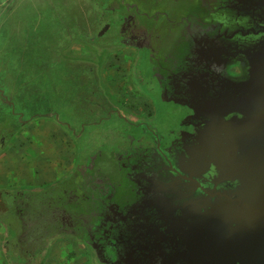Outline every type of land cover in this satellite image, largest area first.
I'll return each instance as SVG.
<instances>
[{
  "label": "water",
  "instance_id": "1",
  "mask_svg": "<svg viewBox=\"0 0 264 264\" xmlns=\"http://www.w3.org/2000/svg\"><path fill=\"white\" fill-rule=\"evenodd\" d=\"M146 23L137 39L162 100L191 112L180 125L191 131L164 150L170 168L138 176L133 204L103 215L119 232L104 263L264 264V0H178ZM37 226L15 228L6 250L26 256L69 236Z\"/></svg>",
  "mask_w": 264,
  "mask_h": 264
},
{
  "label": "flooded vegetation",
  "instance_id": "2",
  "mask_svg": "<svg viewBox=\"0 0 264 264\" xmlns=\"http://www.w3.org/2000/svg\"><path fill=\"white\" fill-rule=\"evenodd\" d=\"M11 1L13 2L0 0V18L1 23L4 22L0 57L1 53L3 57H10L8 62L15 58V51L22 53L16 49L21 38L17 32L11 37L3 36L9 35L8 29L12 28L6 22L7 18L10 19L12 7L8 4ZM177 1L142 0L144 5L129 4L126 10L127 5L121 7L116 1L106 0L104 4L99 3L104 5L101 12L93 11L92 6L85 3L78 9V13H74L72 26L68 24V19L59 18L57 25L65 33L64 39L50 35L46 36L47 40L40 42V49L36 51L43 52L48 58L41 64L37 63L38 60L32 61V66H29L33 67L30 76L41 81L43 78L40 79L37 75L40 76L42 71L47 72L44 74L53 83L52 93H56L64 101L63 110H72L74 114L68 116L63 112L57 116L49 112L33 118H46L63 128L59 130L63 144L66 148V142L75 146V149H71L73 152L70 157L74 166L69 173L72 172V176L54 189L36 188L27 193L14 189V192L7 190L0 194V224L8 232L5 246L17 236L15 228L23 230L44 225L51 231L67 233L68 239L83 246L93 264H105L111 258L109 247L114 244L119 232L113 225L101 223L103 215L108 212L117 215L135 202L139 195L138 176L147 171L170 168L169 158L164 150L177 139V133L169 132L170 135L165 140V137L152 131L150 125L140 117L144 115L143 119H151L155 116L154 102H163V89L153 76L151 47L138 42L137 37L147 26L148 16L152 19L158 9L176 6ZM94 4L98 8L99 5ZM13 43L16 45H12ZM10 46H13L12 52H8ZM29 53H33V50L30 49ZM4 63L5 60H0L5 72L4 74L0 70V85L5 84L2 102L5 107H10L12 99L17 96L15 89L20 85L15 77L16 71L13 70V74L9 70L7 72ZM25 84L26 81L22 80V88ZM143 85L147 86L145 92L141 88ZM70 97L80 100L81 110L72 104ZM83 104H87L89 108H84ZM176 107L180 109V123L191 115L188 109ZM82 111H87V114L79 118L77 115ZM61 116H64V121ZM12 118L16 119L18 126L22 125L21 121H17L20 115ZM8 120L9 117L0 127V132L5 131L0 139V149L12 146L6 144V134L11 133L7 126ZM88 126L92 129L87 134L85 129ZM190 131L191 127L180 126L178 132ZM84 133L87 139H84ZM149 156L151 162H144L143 159ZM108 172L113 175V180L105 189L106 185L101 178ZM171 175L174 174L171 172ZM22 242L26 243L27 239ZM46 250L44 248L34 254L15 256L17 259L23 257V264H42Z\"/></svg>",
  "mask_w": 264,
  "mask_h": 264
},
{
  "label": "rangeland",
  "instance_id": "3",
  "mask_svg": "<svg viewBox=\"0 0 264 264\" xmlns=\"http://www.w3.org/2000/svg\"><path fill=\"white\" fill-rule=\"evenodd\" d=\"M94 2L99 5V3L104 4L106 0H40V2H34L32 0H13L12 3L8 4L10 8L12 7L14 9H10V19H6V22L8 21L9 26H12V28L8 29L9 35L3 34V36L11 37L15 35L14 32H17V35H20L21 38L18 42L19 46H17L16 49L22 53H17L15 51L16 56L15 58H12L10 62H8L10 57L5 55L3 57V53H1L0 60L1 62L2 60H5L4 64L6 65L4 67L7 72L9 70L10 73L13 74L14 71H16L15 77L20 87H16L15 89L17 96L16 99H12L13 103L10 100L13 105L10 104V107H3L4 109L0 113V126H2L5 123L6 118L9 117L8 121L10 125L7 124V126H9L8 128L12 134H6V144L14 145L20 143L24 148V150H21L20 152L23 153L25 158L29 157V147L35 146L36 148H39L40 164H42V181L39 185L37 184L38 179H35L36 181H33L31 184H25L20 181L19 179L25 176L23 173H19V176L15 173L13 176L7 177L8 180L3 181V185L7 186L8 190H11V192H14V189H17V191L21 193L31 192L33 189L31 187L33 186H37V189L39 190H51L60 185L62 181L66 179L68 180L69 177L72 176V172L71 174L69 173L71 167L74 165L70 157L73 152L71 149H75V146L66 142V148V145L63 144L64 140L61 139V133L59 132L61 128L53 124L52 121L46 118H33L35 115L49 112L60 116L63 112H66L63 110L65 108V105L63 104L64 101L61 97L56 96V93H52L53 83H51L49 78L45 77L47 72L42 71L40 76L37 75L39 78H43V80L40 78L41 81H39L37 78L33 79L32 76H30L33 67L29 68V66L32 64V61L35 62L38 60L37 63L41 64L43 60L48 58L43 52L37 53L36 51L40 49L38 47L41 45L40 42L47 40L46 36L54 35L55 38H65V33L61 32L62 29H58L57 24H59V18L68 19V24L72 26L73 23L71 21L74 17V13H78V9L82 7V4H90L95 12L102 11L101 9L104 5H99L97 8ZM3 23H1L0 18V48L2 47L1 42L3 43V40L1 41ZM45 25H47V27ZM12 45H16V43H13ZM10 47L11 48L8 52L13 51V46ZM30 49L33 50V53H29ZM11 54L13 55L14 53ZM45 62L46 60L43 63ZM0 70L5 74L1 65ZM22 80L26 81L23 88L21 85ZM27 87L28 89H26ZM141 88L145 92L147 86L143 85ZM35 90L39 92H35ZM86 96L88 95H85V97ZM70 100L77 109L81 110L80 100L78 98L70 97ZM154 103V110L156 111L155 116L151 119H143L144 115H140L141 120L148 123L152 131H155L160 137H165V140H167V136L170 135L169 132L178 134L181 125L180 120L182 118L180 115V109L173 104L164 103L162 101H155ZM83 106L84 108H89L87 104H83ZM66 114L71 116L74 113L70 110V112L67 111ZM66 114L64 116H66L65 118L68 121ZM86 114L87 111H82V113H79L77 116L83 118ZM17 115H20L19 120H17L21 121L22 125L20 126L15 122L16 119L12 118V116H15L16 118ZM64 116H61L63 121L65 120ZM91 129L92 127L88 126L85 129V132L88 134L91 132ZM4 134L5 131L2 130L0 132V139ZM14 135L15 138H12ZM83 137L84 139H87L85 133ZM17 148L20 149V146H17ZM27 154L28 156H26ZM32 155L33 159L36 158V156L30 152L31 158ZM31 172L32 170L30 173ZM4 233L5 231L1 228L0 234L2 235V238ZM65 242L66 243H62V239L60 240V238L56 242L57 244H61V249H63L62 255L56 258L57 264H93L92 261H89L86 250L82 245H79L73 240H65ZM8 253L12 256L13 252L11 251ZM8 253H3L0 245V264H5L1 254ZM12 259L13 258L11 257V260Z\"/></svg>",
  "mask_w": 264,
  "mask_h": 264
},
{
  "label": "crops",
  "instance_id": "4",
  "mask_svg": "<svg viewBox=\"0 0 264 264\" xmlns=\"http://www.w3.org/2000/svg\"><path fill=\"white\" fill-rule=\"evenodd\" d=\"M3 86H5V84L1 83L0 85V113L3 111L4 109L3 107L6 106L5 103L2 102L3 93H4ZM0 124H1V121H0ZM17 146L18 147L20 146V149L17 148ZM21 150H24V148L22 147L20 143L14 144L11 147H7V148L3 147L0 149V194L3 191L8 190V187L3 185V181H7L8 180L7 177L13 176L15 173L17 174V176H19V173H23V175H25L24 177L20 179L18 178L20 181L24 182L25 184H31L33 183V181L35 182L38 179L37 184L39 185L40 182L42 181L41 179L42 164H40L39 148H36L35 146L29 147L28 148L29 157H26V158L24 157L23 153L20 152ZM30 152H32L36 156V158L33 159V155L31 158ZM26 156H28V154ZM31 170L32 172L30 173ZM31 188L36 189L37 186H33ZM1 228L5 231L3 238H2V235L0 234L1 250L3 253H8V251L6 250V246H5V241H6V238L8 237V232L6 231L7 229L3 225L0 224V230ZM10 234L12 235V233ZM61 239H62V243H66L65 240H70L65 236L61 237L60 240ZM56 242L46 250L44 262L42 264H57L56 258L62 255L63 249H61L62 245L57 244ZM1 256L5 264H23V261H24L23 257L17 259V256L15 255L11 256V254L9 253L1 254ZM11 257L13 258L12 260H11Z\"/></svg>",
  "mask_w": 264,
  "mask_h": 264
}]
</instances>
